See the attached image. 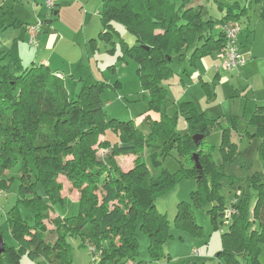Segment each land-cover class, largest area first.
Segmentation results:
<instances>
[{
  "label": "trees",
  "instance_id": "1",
  "mask_svg": "<svg viewBox=\"0 0 264 264\" xmlns=\"http://www.w3.org/2000/svg\"><path fill=\"white\" fill-rule=\"evenodd\" d=\"M208 1V0H207ZM259 0H255V3ZM102 31L99 39L111 43L116 34L113 24L123 26L135 39L128 46L120 41L122 57L137 65L143 99L149 108L159 114V121L149 122V135H144L133 121L120 122L105 114L100 95L103 83L82 82L79 91L70 97L65 83L44 65L22 68L4 64L0 54V191L7 189L10 179L8 171L19 168L18 201L28 206L34 215L30 226L16 210L8 215V229L18 248H7L0 255V264H20L21 255L40 257L39 264H64L68 262V245L65 237L73 236L81 246L91 245L100 257L99 264H145L137 261L136 229L150 236L149 252L154 259L162 257V241L169 237V226L165 216L145 213L138 224L136 184L150 181V192L156 196L173 188L178 178L168 174L147 180L143 163L145 149L178 147L184 150L192 164V175L199 184L196 201L215 200L218 206L211 210L212 220L223 215V199L219 188H235L240 193L237 203L232 205L235 214L226 234L222 237V252L228 263L236 257H255L256 248L264 242V183L259 174L243 182L242 162L232 133L239 120L232 117L233 125L222 128L217 121L200 113L191 101H180L179 111L192 124L200 125L203 140L196 147L189 134L175 135V121L165 113L167 88L163 82L172 75L171 64L188 57L195 62L221 50L224 44L221 27L229 22L241 25L240 18L246 7L238 2L224 5L216 2L217 10L224 15L220 19L211 17L203 7L185 9V0L176 6L173 0H100ZM264 23V11L260 14ZM7 26H0V31ZM220 30V31H219ZM220 127L221 163L215 164L210 154L200 147L211 128ZM245 134L250 138H262L259 155L264 158V108L252 115ZM112 133L118 142L99 136ZM102 150L103 154H98ZM105 151H107L105 153ZM211 172V185L202 184L195 168L193 155ZM134 157L132 169L123 172L117 166V156ZM64 177L72 190L78 193V215L72 218L50 217L54 205L62 204L63 185L58 181ZM200 177V178H199ZM37 186L44 196L37 193ZM255 190L254 206H250V190ZM98 196H100V201ZM177 223L192 224L186 204H179ZM48 222L57 233L52 246L46 244L44 235ZM258 225L259 230L254 228ZM199 229L198 226H194Z\"/></svg>",
  "mask_w": 264,
  "mask_h": 264
},
{
  "label": "rangeland",
  "instance_id": "2",
  "mask_svg": "<svg viewBox=\"0 0 264 264\" xmlns=\"http://www.w3.org/2000/svg\"><path fill=\"white\" fill-rule=\"evenodd\" d=\"M95 1H97L96 6L93 5V2H90L88 9L84 6L80 10V15L83 18H86V15L89 17L85 27L82 28L79 21L71 25L68 23V19H65V23L62 19V23L55 25L62 35V42L59 45L60 51L52 53L54 63L50 67L51 72L53 74L57 71L63 73L68 88H66L67 92L72 98L82 82L90 84L103 83L105 89L100 95V100L103 103L107 117L120 122L133 121L140 132L149 135L151 129L148 123L153 122L150 117L159 114L151 110L142 98L145 93L142 91L136 73V63L131 59L122 57L120 52V41L132 46L135 44V39L123 26L115 23L113 29L116 34L113 36L112 42L105 43L101 41L98 36L102 31V25L97 15L101 9V3L100 0ZM38 6L42 8L44 15H47L45 20L55 21V17L49 11L46 13L44 5L40 4ZM88 23L91 24L90 27ZM1 34L0 54L5 57L4 64L13 67L14 62L7 59V35ZM52 35L53 31H50L47 32L46 36ZM58 52L62 54L59 55ZM31 55L33 56L32 52ZM213 57V54H211L199 59L195 62V65H191L187 57L182 61H174L171 64L173 75L162 83L167 88L165 113L175 121V135H192L196 128L194 124L187 120L186 116L180 113L178 107L180 101H191L200 113H205V116L215 120L216 124L218 121L222 128H230L233 125L232 117H238L240 122L237 124V129L240 130V133L238 135L232 133L231 140L236 143L240 155L244 156L242 160L244 164L242 170L243 182L240 186L242 188L246 187L247 183L245 184L244 181L255 174H259L264 183V158L259 155L263 139L250 138L244 130L246 128L249 133L253 130L242 123V121L248 123L254 113L255 108H253L252 101H254L255 96L253 95V88L257 86V80L254 79L255 83H252V80L247 78L249 74H245L247 77L239 75L237 76L239 79H235L236 77L233 75L235 70L227 72L220 69L218 71L220 74L215 75V67L219 64ZM79 60L80 62H78ZM65 61L67 62L65 63ZM58 66L61 68H58ZM207 73L209 74L208 77H206ZM253 74L256 76L255 73ZM257 79H260V77H257ZM221 132L222 130L218 126L211 128L209 135L200 147L203 153L210 154L215 164L221 163ZM104 137L99 136L98 139L103 140ZM145 150L143 163L147 171V180L156 179L166 173L178 178V181L173 188L156 196L150 192V181H147L146 184L138 183L134 186L133 193L136 196L138 224H140L145 213L152 212L165 216L169 226V237L163 240L161 244L163 255L157 260L149 252L150 236L140 228V225L137 227V261L145 264H264V242L257 246L256 255L253 258L236 257L234 263H228L226 258L220 255L222 252L221 236L228 232L227 222L230 225L231 221L225 220L223 216L226 210H223L222 216L216 217L215 222L212 220L209 211H218V209H214L218 206L215 200L204 201L198 205L196 196L201 182L192 175V164L184 150L168 146L163 149L150 148ZM98 154H103L102 150H99ZM132 158L134 160V157L130 155L117 156L115 162L123 171L127 169ZM201 165L203 174L200 180H202L205 187H209L211 185L210 169L204 163ZM19 175L18 167L8 171L7 177L10 182L7 189L0 191L4 193L2 195L4 197H0V236L7 248L14 249H17L18 245L8 229L7 219L9 213L16 210L30 226H33L35 221L31 209L18 201ZM58 181L63 185L62 196H64V201L62 204L52 207L50 217L62 219L75 217L79 212L78 193L76 190L71 189L64 177H60ZM249 192L251 196L250 206H254L255 190L251 189ZM37 193L44 196V191L40 186H37ZM217 193L223 199L224 209H230L233 204L237 203L238 198L236 196L240 192L235 188L221 187ZM98 198L100 201V196ZM179 204L188 206L189 214L193 220L192 224L176 222L175 218ZM45 224L47 232L44 235V241L46 244L53 246L57 241V233L50 223L45 222ZM195 225L199 229H196ZM254 228L259 230L258 225H254ZM65 240L69 250L68 262L64 264L91 263L88 249L81 246V241L78 238L68 235ZM196 250L199 251L200 256L193 255ZM41 262L40 257L31 258L28 254L21 255L20 258V264H39ZM99 262L100 257H98L96 264H99Z\"/></svg>",
  "mask_w": 264,
  "mask_h": 264
},
{
  "label": "crops",
  "instance_id": "3",
  "mask_svg": "<svg viewBox=\"0 0 264 264\" xmlns=\"http://www.w3.org/2000/svg\"><path fill=\"white\" fill-rule=\"evenodd\" d=\"M181 1L182 0H173L176 6H181ZM90 2H93V5L95 4V6L97 4V1L95 0H59L54 12H50L55 17V21H48L45 20L47 15H44V11L38 6L40 4L44 5V0H0V26H7L4 30L0 31V33H2L1 35H7V59L10 62L20 63L22 68H28L32 65H44L50 69L54 63L52 53L60 51L59 45L62 42V35L59 33L58 28H56L55 25L62 23V19L64 23L65 19H68V23L71 25L74 24V22L77 21L78 23L79 21V23L82 24V28L85 27L89 17L86 15V18H83L80 15V10L84 8V6L88 9V7H90ZM216 2H221L224 5H231L234 2H238L241 6L246 7L245 13L242 14L240 18L241 25H239L240 33L238 36V48L241 55L244 57L245 64L243 67L231 72H233V75L236 77L235 79H239L237 77L239 75L247 77L245 74H249V77L247 78H250L252 83H255L254 79L257 80V86L253 88L255 99L252 101L255 113L258 108H264V23L260 19V14L264 11V0H259L256 3L255 0H185L184 6L185 9L203 7L211 17L220 19L224 14L217 10ZM44 9H46L45 6ZM46 13H48L47 9ZM97 15L100 20V11ZM38 20H41L44 23V27L37 37V46L31 47L28 45L26 28ZM88 24L90 27L91 24ZM48 26L49 28H47ZM50 31H53V35L46 36L47 32ZM31 52L33 53V56L31 55ZM60 54L62 53L60 52L59 55ZM213 56V58L216 59L217 64H219V50L214 52ZM81 59L82 57L80 60ZM80 60L78 62H80ZM66 62L67 61H65V63ZM14 63L12 65H14ZM58 68L61 67L58 66ZM207 71L209 72V70ZM252 72L255 73L257 77H260V79H257ZM54 74L60 76L65 83L63 73L57 71ZM219 74V72H215V75ZM208 76L209 74L207 73L206 77ZM199 78L201 79L200 76ZM80 86L81 85H79L75 92L79 91ZM233 117L240 122L238 117ZM150 118L152 121H159V115H154ZM242 123L245 125L247 124L243 121ZM195 127V131L192 134L193 136L199 134L198 132L201 129L200 125ZM103 139H107L110 142L111 140L112 142L117 141V137L109 132L106 133ZM132 160H130L131 162L127 166V169H122L123 172H128L132 169ZM2 195H4V193L0 192L1 198L4 197Z\"/></svg>",
  "mask_w": 264,
  "mask_h": 264
},
{
  "label": "built area",
  "instance_id": "4",
  "mask_svg": "<svg viewBox=\"0 0 264 264\" xmlns=\"http://www.w3.org/2000/svg\"><path fill=\"white\" fill-rule=\"evenodd\" d=\"M58 2L59 0H44V6L49 12L52 13L54 12ZM43 27L44 23L42 21H38L35 24L27 26L26 33L29 46H37V37L41 33ZM221 33L223 36L224 44L222 49L219 50V65L215 67V70L217 72L220 69L231 72L243 67L245 64V60L238 48V36L240 33L239 25L235 22L226 23L221 27ZM225 210V214L223 215L225 217V220L231 221V218L235 214V211L232 208ZM228 224L229 223L227 222V225ZM87 249L92 260L90 264H96V261L99 257L97 252L91 245H87ZM193 255L200 256L199 251H194Z\"/></svg>",
  "mask_w": 264,
  "mask_h": 264
},
{
  "label": "water",
  "instance_id": "5",
  "mask_svg": "<svg viewBox=\"0 0 264 264\" xmlns=\"http://www.w3.org/2000/svg\"><path fill=\"white\" fill-rule=\"evenodd\" d=\"M203 138L204 137H203L202 134H196V135L192 136V141H193L194 145L196 147H198L200 145L201 141L203 140ZM193 161H194L195 168H196L197 172L200 174L201 167H200V164L198 162V158H197V155L196 154L193 155ZM4 251H5L4 244H3L2 238L0 236V255L3 254Z\"/></svg>",
  "mask_w": 264,
  "mask_h": 264
}]
</instances>
